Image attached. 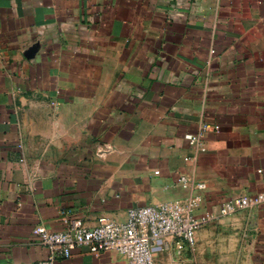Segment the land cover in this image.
<instances>
[{
	"label": "crops",
	"instance_id": "1",
	"mask_svg": "<svg viewBox=\"0 0 264 264\" xmlns=\"http://www.w3.org/2000/svg\"><path fill=\"white\" fill-rule=\"evenodd\" d=\"M256 194L264 0H0V264L45 259L33 230L61 232L68 213L92 227L197 197L195 215H217ZM154 264H264V209L218 216L193 253Z\"/></svg>",
	"mask_w": 264,
	"mask_h": 264
},
{
	"label": "built area",
	"instance_id": "2",
	"mask_svg": "<svg viewBox=\"0 0 264 264\" xmlns=\"http://www.w3.org/2000/svg\"><path fill=\"white\" fill-rule=\"evenodd\" d=\"M209 129L211 127L206 125L202 132ZM178 184L183 189L205 188L203 183L185 176L179 178ZM197 207V197L135 207L127 211L125 221L100 217L92 227L80 217L68 213L61 232L35 227L33 237L48 251V256L30 264H55L76 251L93 255L113 252L124 257L126 264H154L156 250H171L176 257L182 258L186 252H194L196 234L204 225L218 216L236 211L252 207L264 209V194L228 199L219 205L217 215L213 212L195 215Z\"/></svg>",
	"mask_w": 264,
	"mask_h": 264
}]
</instances>
